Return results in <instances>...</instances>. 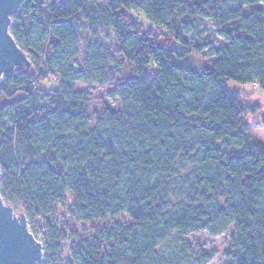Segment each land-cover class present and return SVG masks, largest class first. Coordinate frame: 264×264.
Instances as JSON below:
<instances>
[{
  "label": "trees",
  "instance_id": "obj_1",
  "mask_svg": "<svg viewBox=\"0 0 264 264\" xmlns=\"http://www.w3.org/2000/svg\"><path fill=\"white\" fill-rule=\"evenodd\" d=\"M260 6L26 0L10 34L31 68L0 83V196L32 226L42 264H62L66 241L65 264H162L185 237L231 231L226 264H264V144L243 122L255 110L226 89L264 90ZM204 24L223 39L218 49L189 43ZM81 25L111 30L115 47L80 37ZM193 54L210 60L186 67ZM77 83L112 86L121 109L104 105L91 118ZM67 196V213L89 233L55 221Z\"/></svg>",
  "mask_w": 264,
  "mask_h": 264
},
{
  "label": "rangeland",
  "instance_id": "obj_2",
  "mask_svg": "<svg viewBox=\"0 0 264 264\" xmlns=\"http://www.w3.org/2000/svg\"><path fill=\"white\" fill-rule=\"evenodd\" d=\"M259 8L264 11V6H260ZM129 17L138 23L142 30L151 29L156 34H160V30L155 28L144 16L130 13ZM79 35L87 40H95L109 49L115 47V36L109 29L89 30L86 25H81ZM188 41L191 45L203 42L205 46L204 52H207L210 48L218 49L223 44V39L220 35L207 24H204L196 36ZM209 60V58L193 54L185 66L197 70L200 65ZM123 71L127 72V68ZM47 87L49 88V84H47ZM226 89L230 93H239L247 103V106L255 110L253 115H246L243 122L246 125L245 129L249 137L264 144V90H261L256 85H240L233 82H229L226 85ZM112 91L113 87L110 85L100 88L96 85L75 84V92L85 97L89 102L91 118L93 115L99 114L104 105L114 111L121 109L120 101L111 96ZM70 203L71 197L67 196L65 205L57 209L55 221L62 229H73L79 234L89 233L92 225L79 223L67 213ZM17 214L20 213L17 212ZM27 225L30 230L32 226L29 225L28 221ZM231 232L217 237H212L207 233L185 237L176 242L172 247L165 249L162 264H226L223 253L227 248V238ZM67 244H69L67 241L64 242L57 251L58 258L61 259L62 264H65V259L67 258ZM41 245L43 247L42 243Z\"/></svg>",
  "mask_w": 264,
  "mask_h": 264
},
{
  "label": "water",
  "instance_id": "obj_3",
  "mask_svg": "<svg viewBox=\"0 0 264 264\" xmlns=\"http://www.w3.org/2000/svg\"><path fill=\"white\" fill-rule=\"evenodd\" d=\"M26 0H0V83L15 71L27 74L30 61L10 34L12 19ZM1 180V174H0ZM43 247L30 232L24 214H17L0 196V264H42Z\"/></svg>",
  "mask_w": 264,
  "mask_h": 264
}]
</instances>
